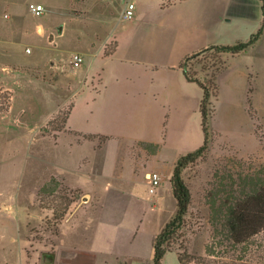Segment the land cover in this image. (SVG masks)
<instances>
[{
    "label": "rangeland",
    "instance_id": "374dc122",
    "mask_svg": "<svg viewBox=\"0 0 264 264\" xmlns=\"http://www.w3.org/2000/svg\"><path fill=\"white\" fill-rule=\"evenodd\" d=\"M126 2L0 0V259L4 260L0 264H17V244L23 237L27 250L48 248L54 237L66 233L67 226L84 212L97 211L104 194L96 188L100 182L96 176L98 165L93 166L91 156L97 159L95 150L103 139L92 135L71 137L63 128V120L72 102L83 108L82 93L74 95L81 90L85 75L94 69V59L87 52L96 51L103 43H108L106 50L113 47L114 16ZM30 3L41 4L43 12L35 14ZM80 52L87 53L82 56V65L73 67L72 55ZM212 53L223 61L222 71L226 66L222 56L228 53ZM209 54L189 59V72L201 78L202 68L206 70L211 64L204 61ZM253 84L249 80L248 108H215L217 90L209 121L212 140L208 150L182 171L191 197L177 242L172 245L185 254V260L194 259L189 264H264V230L246 242L232 245L221 226L215 228L211 223V202L207 198L216 169L226 171L264 162V108H252L248 93ZM197 114L194 120L199 124V109ZM193 123L192 120L191 127ZM144 148L148 153L152 151L142 143L129 146L136 167L147 166ZM114 152L110 149L108 154ZM122 173L130 176L128 168ZM159 175L161 183L163 178L168 179ZM108 180L120 182L116 175ZM143 182L146 183L144 177ZM120 184L132 188V195H143L150 205L140 181L133 187L126 181ZM44 185L46 191L40 190ZM164 186L165 182L163 189ZM163 189H159L160 200L155 198L161 209L150 208L144 215L145 224L152 228L163 227L176 210L172 193L170 196L169 190ZM86 193L89 197L82 202ZM67 204L65 216L57 220L54 211L60 213ZM130 208L131 205L122 217L133 215ZM207 245L212 249L210 254L206 252ZM165 264H177L174 253L167 255Z\"/></svg>",
    "mask_w": 264,
    "mask_h": 264
},
{
    "label": "crops",
    "instance_id": "0c3cea01",
    "mask_svg": "<svg viewBox=\"0 0 264 264\" xmlns=\"http://www.w3.org/2000/svg\"><path fill=\"white\" fill-rule=\"evenodd\" d=\"M127 1L134 5L133 17H120L124 3L114 16L111 53L104 52L108 43L87 52L94 59V69L74 95L82 93L83 108L72 102L64 125L71 137H104L101 146H96L99 152L94 149L97 159L91 156L93 166L98 165L96 188L103 198L97 211L84 212L48 248L27 250L23 237L17 244V264H151L153 239L162 226L145 224V212L161 209L159 189L165 182L163 192L169 190L171 196L169 176L175 161L203 140L201 128L200 135L198 131L201 124L194 120L202 89L185 78L180 61L208 45L247 40L264 18V0ZM222 57L226 66L216 77L215 108H248L249 80L254 82L248 93L252 108H264V31L247 49ZM137 143L152 147L150 153L143 149L147 166L141 168L128 150ZM110 149L114 155L108 154ZM125 168L130 171L128 178L122 173ZM145 169L168 178L161 175L155 194H149L147 181L143 182ZM114 175L119 183L108 180ZM137 180L145 185L150 205L143 195H132V188L120 184L126 181L133 187ZM129 205L133 215L122 217ZM169 253L180 264L174 251L165 253L161 264Z\"/></svg>",
    "mask_w": 264,
    "mask_h": 264
},
{
    "label": "trees",
    "instance_id": "16d2710c",
    "mask_svg": "<svg viewBox=\"0 0 264 264\" xmlns=\"http://www.w3.org/2000/svg\"><path fill=\"white\" fill-rule=\"evenodd\" d=\"M80 1V0H73ZM264 31V18L260 27L250 35L245 41H238L233 44H213L202 47L196 51L186 54L180 61L179 68L185 78L196 83L202 89V96L199 103V112L201 116V127L203 131V142L194 150L188 151L180 155L175 161L174 167L169 178L171 184L172 195L175 199L176 210L174 215L165 223L162 229L154 236L153 239V256L151 264H161V260L168 251H176L180 264H189L194 261L185 260V254L173 246V242H177L179 231L184 224V218L188 212L190 204V190L182 177V171L189 164L195 162L198 158L205 155L208 146L211 143L212 135L209 129V121L213 114V100L217 95V73L224 67L223 61H220L218 53L237 54L249 46L253 45ZM107 47V46H106ZM105 54H110V50H106ZM210 54L204 59L205 63L210 64L201 72H204L201 78L189 72L187 61L197 57L198 54ZM252 89H249V93ZM69 109L65 114L63 124L65 125ZM63 125V128H64ZM90 136V135H87ZM101 139H104L102 137ZM228 168L226 171L216 169L214 171V182L212 187L207 191V198L211 202L212 219L211 223L216 228L221 226L222 234L225 239L230 241L232 245L246 242L250 237L257 235L264 230V162L261 164H251L249 166H241L239 168ZM53 181V179H51ZM46 191L45 185L40 188ZM223 195V196H221ZM221 196V197H220ZM219 200L220 202H218ZM68 205V204H67ZM69 205L64 207L60 213L54 211L57 220H62L65 216ZM212 249L206 246L207 254ZM187 259V256H186Z\"/></svg>",
    "mask_w": 264,
    "mask_h": 264
},
{
    "label": "built area",
    "instance_id": "2783aa9c",
    "mask_svg": "<svg viewBox=\"0 0 264 264\" xmlns=\"http://www.w3.org/2000/svg\"><path fill=\"white\" fill-rule=\"evenodd\" d=\"M29 8L31 11H33L35 14L39 15L43 12V6L41 4H35L30 3ZM134 14V5L132 2L127 1L120 13V17L128 20L133 17ZM83 58L79 53H74L71 58V64L72 65H78L82 62ZM145 179L147 181L148 185V193L149 194H155L156 189L160 186L161 178L158 172H147L145 174Z\"/></svg>",
    "mask_w": 264,
    "mask_h": 264
},
{
    "label": "water",
    "instance_id": "95a60500",
    "mask_svg": "<svg viewBox=\"0 0 264 264\" xmlns=\"http://www.w3.org/2000/svg\"><path fill=\"white\" fill-rule=\"evenodd\" d=\"M59 30H60V28H59ZM84 197H85V199L83 198V199H82V202H85V201H86V198L89 197V194L86 193V194L84 195ZM78 206H79V204H78Z\"/></svg>",
    "mask_w": 264,
    "mask_h": 264
}]
</instances>
